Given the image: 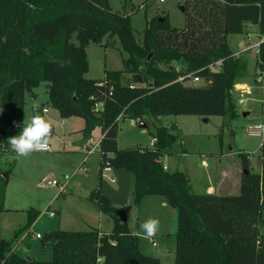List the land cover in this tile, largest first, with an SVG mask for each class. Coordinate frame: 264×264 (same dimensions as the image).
<instances>
[{"label":"trees","instance_id":"obj_1","mask_svg":"<svg viewBox=\"0 0 264 264\" xmlns=\"http://www.w3.org/2000/svg\"><path fill=\"white\" fill-rule=\"evenodd\" d=\"M182 8V29L171 27L164 16L154 19L138 42L130 16L112 12L108 0H0V152H13L7 140L22 129L25 93L46 83L49 102L61 119L82 118L84 139L95 128L101 131L100 182L89 199L113 220L108 234L97 229L44 234L41 246L51 250L49 261L16 254L12 241L0 236V264H161L139 251L125 211L101 192L105 165L131 174L136 205L144 196H162L175 209L174 264H264V142L259 173L251 171L246 154H238L239 194H196L184 173L163 170L161 159L172 153L176 138L156 123L168 115L218 116L222 132L238 115L234 87L243 65L227 37L244 34L250 24L264 38V0H184ZM115 37L126 55L124 70L105 71L102 80L84 78L86 48ZM177 61L185 64L183 71L174 68ZM219 61V70L210 68ZM256 66L264 81V39ZM132 74H139L143 84H133ZM184 76L206 85L186 86L178 81ZM261 115L264 127V84ZM124 117L137 118L145 128L152 125L153 148H117V124ZM2 174L0 214L7 183ZM36 217L28 211L26 229L20 231L28 230Z\"/></svg>","mask_w":264,"mask_h":264},{"label":"rangeland","instance_id":"obj_2","mask_svg":"<svg viewBox=\"0 0 264 264\" xmlns=\"http://www.w3.org/2000/svg\"><path fill=\"white\" fill-rule=\"evenodd\" d=\"M183 2L184 0H108L112 12L130 16L131 28L138 42L142 40L144 29L154 19L164 16L168 18L171 27L182 29ZM131 10H134L133 13H130ZM263 39L257 28L249 25L242 36L230 35L227 40L234 57L240 58L243 65L238 81L248 83L250 89L244 96L245 105L237 104L240 92L234 93L238 115L222 132L223 119L218 116L208 117L206 122L203 121L206 118L197 116L168 115L156 120L157 125L165 127L176 138L172 153L165 156L164 163L161 164L169 168L167 171L184 173L196 194L202 193L208 180L212 179L214 182L223 169H231L235 163L240 165L239 153L247 155L253 173L260 172V146L264 138L249 135L247 127L262 124V92L261 84L257 82L260 71L256 66V53L258 44ZM72 42L77 44L75 36L72 37ZM86 55V79L102 80L105 71L124 70L122 60L126 55L121 50L117 37L109 40L104 38L99 45L90 44L86 48ZM173 65L178 71L185 68L182 61L174 62ZM159 68L165 69L166 66L159 65ZM205 85L202 79L196 83V87ZM46 86V83H40L32 90V94L25 93L22 126L24 120L31 119L33 115L32 105L38 104L40 115L44 116L53 130L49 151L33 152L27 157L18 156L15 152H0V173H8L3 204L5 211L0 214V236L12 241V249L17 248L18 255L28 256L36 261L51 260V250L41 246V240L36 238L37 234L43 236L51 231L94 229L108 234L113 228V220L101 213L89 199V193L98 188L100 182L98 142L101 131L95 128L84 139L81 133L84 120L80 117L61 119L49 102ZM242 112L248 115L242 117ZM137 120L131 117L118 120L119 150L136 146L149 147L152 125L142 129ZM88 149L94 150L83 162ZM202 161L208 167H204ZM45 177L56 186L43 185L41 180ZM111 178L114 182H111ZM59 187H64V192L58 191ZM132 191L133 179L125 169L111 168L110 172L103 171L101 192L113 206L125 211L129 230L137 233L139 251L158 259L161 264H174L177 229L175 209L167 205L162 196H144L136 205ZM28 211H34L37 217L31 229L21 232L20 229L25 228ZM149 217L158 219L160 225L154 237L145 239L140 225ZM260 232L264 233V227Z\"/></svg>","mask_w":264,"mask_h":264},{"label":"clouds","instance_id":"obj_3","mask_svg":"<svg viewBox=\"0 0 264 264\" xmlns=\"http://www.w3.org/2000/svg\"><path fill=\"white\" fill-rule=\"evenodd\" d=\"M2 111V110H0ZM31 119L24 120L21 131L18 135L8 138L7 143L18 156L27 157L33 152L46 151L52 134L50 123L39 113V105L33 104ZM15 127H20L15 124ZM160 221L149 217L141 225L143 238L151 239L159 230ZM137 233H133L136 235Z\"/></svg>","mask_w":264,"mask_h":264},{"label":"crops","instance_id":"obj_4","mask_svg":"<svg viewBox=\"0 0 264 264\" xmlns=\"http://www.w3.org/2000/svg\"><path fill=\"white\" fill-rule=\"evenodd\" d=\"M249 25L250 24H247L245 26V29ZM229 36L227 37V40H228ZM238 36H242V35H238ZM232 53H233V51H232ZM233 55H234V53H233ZM235 86L238 87V88H250L249 84L246 83V82H243V81L242 82L237 81ZM261 92H262V88H261ZM158 120H159V118H158ZM206 121H207V118H206ZM144 126L145 125L141 126V128L144 129L143 128ZM48 151H46V152H48ZM87 156H88V154H87V151H86V157L83 159V162L86 160ZM221 156L223 157V155H221ZM248 160H249V158H248ZM163 161H164V157L161 159L162 163H164ZM99 162H100V160H99ZM202 164L205 165L204 167H208L207 163L205 161H202ZM259 164H260V161H259ZM167 170H169L168 167H167ZM98 171H99V163H98ZM240 173H241V168H240V165L237 164V163H235L234 167L231 168V169H226V170L223 169L219 173V175L217 176V179L214 180V182L212 181V179L208 180L207 185H205V187H203V190H202L201 194H205V193L206 194H215V195H232V194L237 195V194H239L240 179H241V174ZM100 185H101V183H100ZM58 191H59V189H58ZM62 192H64V188H63ZM29 229H31V227ZM98 231L101 232L100 230H98ZM16 250H17V248L13 249V251L15 253H16Z\"/></svg>","mask_w":264,"mask_h":264},{"label":"built area","instance_id":"obj_5","mask_svg":"<svg viewBox=\"0 0 264 264\" xmlns=\"http://www.w3.org/2000/svg\"><path fill=\"white\" fill-rule=\"evenodd\" d=\"M160 2H164V0H159ZM220 65H221V61H219V62H216V63H214L213 65H210V68H212L213 70L215 69V70H219L220 69ZM259 74H260V77L257 79L258 81L257 82H259L260 84H261V88H262V86H263V84H264V81H263V78H262V74H261V72H259ZM188 77V80H184L185 78H187ZM201 79L200 78H198V77H190V76H184V77H180L179 79H178V81H180V82H184V85H186V86H192V87H195L196 86V83L197 82H199ZM249 89L250 88H238V87H234V93H236V92H240V98L237 100V104L240 106V105H245L246 104V99H244V96L246 95V93L249 91ZM99 105V104H98ZM98 105H96V106H98ZM100 106V105H99ZM96 109L98 110V109H100V107L99 108H97L96 107ZM43 112L45 113L46 112V110L44 109L43 110ZM142 124L143 123H141V122H139L138 123V125L139 126H142ZM247 133L249 134V135H252V136H261V137H263L264 138V127H263V125L262 124H257V125H249L248 127H247ZM264 140V139H263ZM99 142H100V140H99ZM99 142H98V148H99ZM155 142H156V140L154 139V138H152L151 140H150V143H149V147L148 148H153V146H154V144H155ZM49 150V147H48V149L46 150V151H48ZM93 150L94 149H88L87 150V154H90L91 152H93ZM46 151H42V152H46ZM162 167H163V170H167V167L165 166V165H162ZM110 170H111V167H109L108 165H105V167L103 168V170H102V174H103V171H105V172H110ZM111 182H114V179L113 178H111ZM41 183L43 184V185H47V186H56V185H54V183L53 182H51L50 180H49V178L48 177H45V178H43L42 180H41ZM63 188L64 187H59L58 189H59V191L60 192H62L63 191ZM40 235H36V238H39L40 239Z\"/></svg>","mask_w":264,"mask_h":264},{"label":"water","instance_id":"obj_6","mask_svg":"<svg viewBox=\"0 0 264 264\" xmlns=\"http://www.w3.org/2000/svg\"><path fill=\"white\" fill-rule=\"evenodd\" d=\"M181 11H183L182 7H181ZM157 20L161 21V18H158ZM130 79H131L132 83L135 84V85H142L143 84V79H142V77L139 74H132L130 76ZM46 89H48V86H46ZM247 115L248 114L246 112H243L242 117H245ZM203 121L206 122V119H204ZM143 128H145V126ZM52 135H53V130H52L51 137H52ZM51 137H50V139H51ZM3 178L7 179L8 178V173L7 174H3Z\"/></svg>","mask_w":264,"mask_h":264}]
</instances>
